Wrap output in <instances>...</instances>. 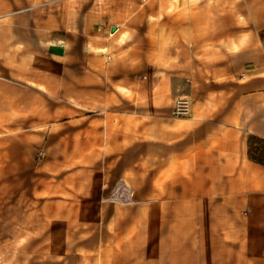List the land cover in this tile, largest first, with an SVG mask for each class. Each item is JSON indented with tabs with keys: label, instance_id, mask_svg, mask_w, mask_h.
<instances>
[{
	"label": "crops",
	"instance_id": "0c3cea01",
	"mask_svg": "<svg viewBox=\"0 0 264 264\" xmlns=\"http://www.w3.org/2000/svg\"><path fill=\"white\" fill-rule=\"evenodd\" d=\"M193 1L185 15L130 34L123 67L145 70L140 93L154 85L155 96L138 112H101L104 127L75 133L91 152L85 165L98 167L103 150L107 184L119 179L97 206L105 221L91 264L264 258V29H243L228 0ZM240 15L264 21V12ZM12 36L0 25V114L10 116L20 111L18 93H4L19 83L18 67L3 68L19 51ZM178 96L191 102L187 118L171 114Z\"/></svg>",
	"mask_w": 264,
	"mask_h": 264
},
{
	"label": "rangeland",
	"instance_id": "374dc122",
	"mask_svg": "<svg viewBox=\"0 0 264 264\" xmlns=\"http://www.w3.org/2000/svg\"><path fill=\"white\" fill-rule=\"evenodd\" d=\"M193 2L0 0V25L19 49L3 61L4 72L18 67L19 82L4 93L20 102L18 114H0V264H91L95 226L105 221L97 206L119 179L107 184L103 150L98 167L85 165L91 152L75 133L104 127L101 112H138L146 94L155 96L154 85L140 93L145 70L123 67L130 34L162 27ZM227 11L243 29H264L240 15L264 12V0H228Z\"/></svg>",
	"mask_w": 264,
	"mask_h": 264
},
{
	"label": "built area",
	"instance_id": "2783aa9c",
	"mask_svg": "<svg viewBox=\"0 0 264 264\" xmlns=\"http://www.w3.org/2000/svg\"><path fill=\"white\" fill-rule=\"evenodd\" d=\"M190 112H191V102L186 96H178L173 100V105H172L173 117L187 118L189 117Z\"/></svg>",
	"mask_w": 264,
	"mask_h": 264
}]
</instances>
